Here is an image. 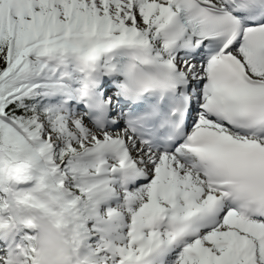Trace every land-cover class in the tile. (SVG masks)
Returning <instances> with one entry per match:
<instances>
[{
    "label": "snow or ice",
    "instance_id": "1",
    "mask_svg": "<svg viewBox=\"0 0 264 264\" xmlns=\"http://www.w3.org/2000/svg\"><path fill=\"white\" fill-rule=\"evenodd\" d=\"M0 264H264V0H0Z\"/></svg>",
    "mask_w": 264,
    "mask_h": 264
}]
</instances>
